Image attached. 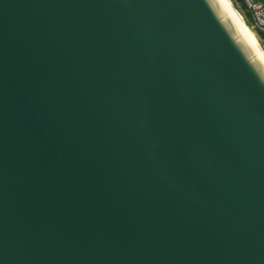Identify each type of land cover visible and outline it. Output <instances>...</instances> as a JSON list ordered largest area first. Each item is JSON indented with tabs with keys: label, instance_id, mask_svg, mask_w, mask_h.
Returning a JSON list of instances; mask_svg holds the SVG:
<instances>
[{
	"label": "water",
	"instance_id": "obj_1",
	"mask_svg": "<svg viewBox=\"0 0 264 264\" xmlns=\"http://www.w3.org/2000/svg\"><path fill=\"white\" fill-rule=\"evenodd\" d=\"M218 0H0V264H264V62Z\"/></svg>",
	"mask_w": 264,
	"mask_h": 264
},
{
	"label": "built area",
	"instance_id": "obj_2",
	"mask_svg": "<svg viewBox=\"0 0 264 264\" xmlns=\"http://www.w3.org/2000/svg\"><path fill=\"white\" fill-rule=\"evenodd\" d=\"M242 1L251 20L249 28L256 34L264 35V4L261 0Z\"/></svg>",
	"mask_w": 264,
	"mask_h": 264
},
{
	"label": "bare ground",
	"instance_id": "obj_3",
	"mask_svg": "<svg viewBox=\"0 0 264 264\" xmlns=\"http://www.w3.org/2000/svg\"><path fill=\"white\" fill-rule=\"evenodd\" d=\"M226 6L229 9L228 12H226L224 15L221 16V18H223L224 16H226L228 13L232 12V14L234 15V17L236 18L242 33L240 35H238L235 39L239 38L240 36H242L243 34H245V36L251 41L256 54L254 56H252L250 59L252 60L254 57L256 56H264V51L261 49L255 35L252 33V31L247 27V25L245 24L243 18L241 17V15L239 14V12H237L233 5L231 4L230 0H226ZM264 62V61H263Z\"/></svg>",
	"mask_w": 264,
	"mask_h": 264
},
{
	"label": "trees",
	"instance_id": "obj_4",
	"mask_svg": "<svg viewBox=\"0 0 264 264\" xmlns=\"http://www.w3.org/2000/svg\"><path fill=\"white\" fill-rule=\"evenodd\" d=\"M230 1H231L232 5H233V7H234V9H235L236 11H238L239 13H243L244 22H245V24H246L247 26H249V25H250V23H249V21H248V16H249V15H248V13H247V10H246V8H245V6H244L243 1H242V0H230ZM258 37H259V40H260V38L262 39L261 36L258 35Z\"/></svg>",
	"mask_w": 264,
	"mask_h": 264
},
{
	"label": "rangeland",
	"instance_id": "obj_5",
	"mask_svg": "<svg viewBox=\"0 0 264 264\" xmlns=\"http://www.w3.org/2000/svg\"><path fill=\"white\" fill-rule=\"evenodd\" d=\"M232 4V3H231ZM238 12V11H237ZM240 15H241V17L243 18V20H244V17H243V13H239ZM248 28H249V26H247ZM250 30H251V28H249ZM252 31V30H251ZM252 33L255 35V37H256V39H257V41H258V43H259V45H260V47H261V49L264 51V43L263 42H260V40H258V35L256 34V33H254L253 31H252Z\"/></svg>",
	"mask_w": 264,
	"mask_h": 264
},
{
	"label": "crops",
	"instance_id": "obj_6",
	"mask_svg": "<svg viewBox=\"0 0 264 264\" xmlns=\"http://www.w3.org/2000/svg\"><path fill=\"white\" fill-rule=\"evenodd\" d=\"M261 2H262V4H264V0H261ZM248 21H249V23L251 22V20H250V17L248 16ZM257 34H259L260 35V33H257ZM261 37H262V39L260 38V42H263L264 43V35H260ZM258 40H259V38H258Z\"/></svg>",
	"mask_w": 264,
	"mask_h": 264
},
{
	"label": "snow or ice",
	"instance_id": "obj_7",
	"mask_svg": "<svg viewBox=\"0 0 264 264\" xmlns=\"http://www.w3.org/2000/svg\"><path fill=\"white\" fill-rule=\"evenodd\" d=\"M218 2L222 5V6H225L226 5V0H218ZM260 59L262 61H264V56H261Z\"/></svg>",
	"mask_w": 264,
	"mask_h": 264
},
{
	"label": "clouds",
	"instance_id": "obj_8",
	"mask_svg": "<svg viewBox=\"0 0 264 264\" xmlns=\"http://www.w3.org/2000/svg\"><path fill=\"white\" fill-rule=\"evenodd\" d=\"M261 83H264V82H261Z\"/></svg>",
	"mask_w": 264,
	"mask_h": 264
}]
</instances>
